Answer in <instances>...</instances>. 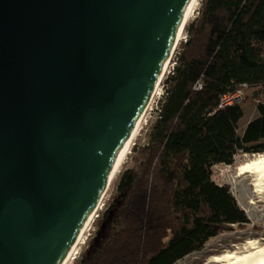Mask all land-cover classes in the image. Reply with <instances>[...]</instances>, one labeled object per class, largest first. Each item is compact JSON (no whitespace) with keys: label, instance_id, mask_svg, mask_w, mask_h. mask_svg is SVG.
<instances>
[{"label":"water","instance_id":"1","mask_svg":"<svg viewBox=\"0 0 264 264\" xmlns=\"http://www.w3.org/2000/svg\"><path fill=\"white\" fill-rule=\"evenodd\" d=\"M190 1L0 0V264H62Z\"/></svg>","mask_w":264,"mask_h":264},{"label":"trees","instance_id":"2","mask_svg":"<svg viewBox=\"0 0 264 264\" xmlns=\"http://www.w3.org/2000/svg\"><path fill=\"white\" fill-rule=\"evenodd\" d=\"M189 20L149 140L99 215L101 238L77 264H175L250 221L212 176L240 151L264 154V103L242 134V102L219 107L243 84L261 88L257 96L264 90V0H202Z\"/></svg>","mask_w":264,"mask_h":264},{"label":"rangeland","instance_id":"3","mask_svg":"<svg viewBox=\"0 0 264 264\" xmlns=\"http://www.w3.org/2000/svg\"><path fill=\"white\" fill-rule=\"evenodd\" d=\"M202 0H198L192 14L189 17L191 22L199 13ZM185 30L181 34V40L184 39ZM175 54V53H174ZM174 57V55H173ZM173 57L168 64L167 74L173 69ZM162 80L159 90L153 98L149 110L145 114L144 122L137 133L134 143L131 146L130 152L119 168L114 180L106 191L102 202L99 204L95 216L90 224L89 229L84 235L82 241L76 249L74 257L69 264H77L82 254L92 247V243L101 238V233L98 229V219L109 208L110 202L116 193L117 184L121 175L125 170L132 168L136 164L137 152L136 148L145 145L148 138V131L151 124L157 119L161 103L166 93V86ZM261 88L253 87L246 91L245 99L242 101L244 108V116L239 123V133L242 134L247 123L258 115V102L264 103V90L257 92ZM259 154L238 152L234 157L232 164L219 163L213 166V180L220 185H229L232 193L236 197L240 207L245 210L248 215L249 222L243 225L234 224L229 229L223 231L219 235L210 238L201 250L192 252L179 260L175 264H205L211 260L214 255L221 254L226 251H238L242 249L248 239H257L260 243H264V191L258 192L252 184V178L249 173L239 174L238 167L248 159H251Z\"/></svg>","mask_w":264,"mask_h":264},{"label":"bare ground","instance_id":"4","mask_svg":"<svg viewBox=\"0 0 264 264\" xmlns=\"http://www.w3.org/2000/svg\"><path fill=\"white\" fill-rule=\"evenodd\" d=\"M198 0H191L184 16L183 23L179 29L178 36H177V42H176V47L178 46L179 40L181 38V34L185 30L186 23L189 20L190 15L192 14ZM172 59V58H171ZM171 59L166 63L164 66L162 76L160 78V82L158 86L156 87L154 94L150 100V103L147 107V110H149V106L157 94L160 84L163 80V77L165 73L167 72L168 64L170 63ZM147 110L145 113L142 115L140 120L138 121L133 133L131 136L127 139L125 142L124 146L120 150L113 171L111 173L110 177V185L111 182L114 180L119 168L121 167L122 163L124 162L125 158L130 152L131 146L134 143V139L139 132V129L141 128L144 119H145V114L147 113ZM238 172L239 174H245L249 173L251 175V180L252 184L255 186V190L258 192H263L264 191V154H259L251 159L246 160L240 166L238 167ZM109 185V187H110ZM108 187V188H109ZM108 190V189H107ZM98 209V207H97ZM97 209L92 213L86 224L84 225L80 235L72 245L70 251L62 261V264H69V262L72 260L74 257V254L76 253L77 246L79 243L82 241L84 235L86 234L87 230L90 227V224L93 220V217L96 214ZM205 264H264V243H260L257 239H248L243 246L242 249H239L238 251H226L221 254L214 255L210 261H208Z\"/></svg>","mask_w":264,"mask_h":264},{"label":"built area","instance_id":"5","mask_svg":"<svg viewBox=\"0 0 264 264\" xmlns=\"http://www.w3.org/2000/svg\"><path fill=\"white\" fill-rule=\"evenodd\" d=\"M201 83L199 84V87H201ZM252 88L250 85L248 84H243L241 86V88H239L238 90L234 91V92H230L227 94H224L221 97V102L219 104V107H225L228 105H233L236 103H241L246 96V91L248 89Z\"/></svg>","mask_w":264,"mask_h":264}]
</instances>
